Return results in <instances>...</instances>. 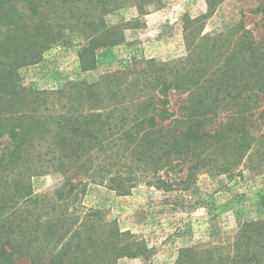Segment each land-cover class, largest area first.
<instances>
[{
    "label": "rangeland",
    "instance_id": "1",
    "mask_svg": "<svg viewBox=\"0 0 264 264\" xmlns=\"http://www.w3.org/2000/svg\"><path fill=\"white\" fill-rule=\"evenodd\" d=\"M91 12L98 13L95 7ZM101 16L108 44L94 47L93 68L83 69L80 64V57L89 63L90 54L84 49L90 39L67 29L39 61L17 68L22 86L63 93L45 95L34 104L37 120L33 121L44 126L42 139L21 145L0 131V153L20 148L25 153V160L13 165L7 186L0 188L2 202H16L1 216L6 229L46 261L66 251L76 256V264H175L188 249L196 253L185 259L189 263L207 249L218 248L227 255L242 248L264 253V163L252 165L243 159L227 165L217 159L191 165L196 159L190 152L170 150L164 157L163 147L143 155L106 146L102 150L91 146L84 151L89 156L69 163L58 159L54 138L58 131L54 118L66 112L79 114L93 130L98 123L87 116L91 108L123 102L113 116L98 118L105 123V134L120 118H124L122 128L133 122L137 102L124 79L89 85L132 68L134 60L139 98L167 99V118L162 122L170 120L173 126L175 120L197 117L199 113L192 112L194 98H188L187 91L170 88L163 95L161 83L154 80L173 79L175 69L179 72L174 78H179L189 67L184 63L188 54L204 52L203 45H210L214 35L217 41L228 37V52L243 29L257 43L264 42V0H118L107 4ZM225 55L215 57V66ZM151 58L156 60L154 67L144 73L141 60ZM226 115L223 111L211 117L220 121ZM115 150L120 152H111ZM99 152L108 157L99 158ZM22 175L24 180L18 181ZM26 188L31 194L20 198ZM105 245L113 246L108 257L97 248ZM26 262V257L18 259V264Z\"/></svg>",
    "mask_w": 264,
    "mask_h": 264
},
{
    "label": "trees",
    "instance_id": "2",
    "mask_svg": "<svg viewBox=\"0 0 264 264\" xmlns=\"http://www.w3.org/2000/svg\"><path fill=\"white\" fill-rule=\"evenodd\" d=\"M117 1L0 0V131H6L8 136L17 138L21 145L25 140L44 137L41 132L44 126L33 121L37 120L34 117L37 115L34 104L38 105L45 95L53 93L57 96L63 91H40L24 87L19 83L17 68L39 61L43 51L61 40L65 34L64 29L70 32L81 31L90 39L89 48L84 49V52L90 54L89 63L85 64L86 60L80 57V64L83 69L93 68L94 47L108 44L105 40L108 31L101 15L107 4ZM94 7L98 11L97 15L91 12ZM226 34L229 35V32ZM251 36L248 30L243 29L241 35L236 37L237 44L231 49L232 52H228V37L224 36L217 41V36L214 35L211 38L214 41H211L210 45H203L204 52L199 51L193 55L191 51L188 54L184 63L189 67L184 69L179 78H174L175 73L179 72V69H175L173 79L161 80L158 77L159 80H154L158 85L161 83L159 93L163 95H166L170 88H174L185 90L188 92V98H194L192 112L199 113L198 116L188 121L175 120L173 126L170 120L167 123L162 122L167 118L166 98H139L137 61L132 62L130 69L115 71L112 75H105L100 81L90 84L92 88L99 82L124 79L127 91L131 90L130 97L137 102L134 121L122 128L124 118H120L117 121L120 124L113 123L110 128L113 131L105 134V123L98 118L106 120L113 116V113L124 106L123 102L91 108L87 116L96 118L98 123L93 130H90L89 125L83 122L84 118L75 112H66L55 117V128L58 131L54 138L59 145L58 159L72 163L87 155L84 151L91 146L101 150L104 146L118 149L121 147L122 150L130 149L143 155H148L147 152L152 148L163 147L164 157H169L170 150L181 154L190 152L196 159L191 165L217 159L227 165L238 164L243 159L252 165L264 163V107L261 108V103L264 102V42L257 43ZM208 37L209 34L204 35L203 39ZM223 54H226L223 62L215 66V57L221 58ZM155 62L153 58L142 59V71L149 72ZM184 83L188 85L185 86ZM223 111L227 114L226 119L214 121L211 116H217ZM33 127H36V130H32ZM20 150L22 149L8 154L0 153V188L7 186L13 165H16L17 161L21 163L25 160V153ZM202 153L203 157L200 158ZM97 156L108 157L100 152ZM157 161L159 160H154ZM4 170H7V173L4 174ZM22 176L18 181L24 180L25 176ZM22 193L18 194L21 195L20 198L30 195V188H26ZM2 194L0 192V264H18V259L24 257L27 258L25 264H76V256H71L66 251L57 252L46 261V258L27 242L22 244L25 241L23 238H13L1 216L16 202H2ZM97 248L105 251V257L114 253L111 252L113 246ZM194 253L188 249L187 255H181L175 264H264L263 250L258 249H237L232 255L221 254L218 248L207 249L204 250L203 257L192 263L185 261L186 258L191 259L190 255Z\"/></svg>",
    "mask_w": 264,
    "mask_h": 264
}]
</instances>
